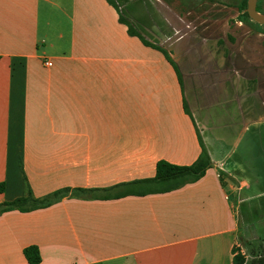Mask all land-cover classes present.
I'll return each instance as SVG.
<instances>
[{
    "label": "crops",
    "instance_id": "1",
    "mask_svg": "<svg viewBox=\"0 0 264 264\" xmlns=\"http://www.w3.org/2000/svg\"><path fill=\"white\" fill-rule=\"evenodd\" d=\"M112 2L0 0V206L26 183L43 198L152 179L202 144L213 166L170 193L0 213V264L29 247L40 264H233L242 180L264 189V33L177 38L169 7Z\"/></svg>",
    "mask_w": 264,
    "mask_h": 264
},
{
    "label": "rangeland",
    "instance_id": "2",
    "mask_svg": "<svg viewBox=\"0 0 264 264\" xmlns=\"http://www.w3.org/2000/svg\"><path fill=\"white\" fill-rule=\"evenodd\" d=\"M117 1L125 14L127 13L125 5H127V9L134 13L137 12L138 15L140 14L139 12H141L142 7L152 8L154 7V4L155 7L157 6L159 9L162 8V10L169 7L171 11H174L172 21L176 25V30H178L176 33L177 38L182 36V34H190L191 31H199V36H201L202 39L218 38L219 41L223 43V41L234 42L231 38L233 31H235V36L237 35V37H240L242 40H254L252 36H245V27H251L255 31H260L262 34L264 33V26L258 25L252 20L246 22L247 24L241 22V28L244 31L236 29L234 24L240 22L239 6L244 0ZM261 14H264V10H261ZM129 18L132 20L130 16ZM145 34L147 37L152 36L151 34L149 35L148 32H145ZM201 38L198 37L196 39L202 40ZM244 148L245 147L242 145V152L244 151ZM257 171L260 170L257 169ZM250 177L246 178L250 179ZM252 178L253 177H251V179ZM242 182L246 186H244V189L241 192V207L239 209L240 230L238 232L239 246L237 250L246 257V264H260V261H262L264 256V192H262L264 189L261 185L256 186L257 184L255 182L251 183V185L249 181L242 180ZM247 190L250 194H254V196L259 194V196L252 199L250 194H247Z\"/></svg>",
    "mask_w": 264,
    "mask_h": 264
},
{
    "label": "trees",
    "instance_id": "3",
    "mask_svg": "<svg viewBox=\"0 0 264 264\" xmlns=\"http://www.w3.org/2000/svg\"><path fill=\"white\" fill-rule=\"evenodd\" d=\"M108 1L112 5L116 6L112 0ZM116 8L119 10L117 6ZM247 8L248 0H244L239 6L240 22L246 23L251 21L247 13ZM258 12L261 13L260 8H258ZM120 22L128 26L130 36L139 38L146 47L161 51L164 55H166V57H168L170 63L174 65L167 52L159 46L154 45L146 40L141 33L134 29L130 22H127L126 19L123 18L121 12ZM212 166L213 164L210 160L208 151L202 144V153L199 159L191 166H177L161 161L157 164L156 175L154 178L118 185L108 190L63 189L56 191L46 197L37 198L34 196L31 188L26 183V193L24 196L16 199L13 202L1 205L0 213L10 211L29 213L36 210L49 208L69 196L83 200H111L127 196L143 197L151 194L170 193L180 190L187 185L197 183L206 175L207 171L212 168ZM2 189L3 185H0V191H2ZM99 193H103V195H99ZM234 253L235 256L233 264H246V257L242 253H240L237 249H235ZM24 255L29 264H40L42 261L40 251L37 247H29L25 249ZM260 264H264V256L262 261H260Z\"/></svg>",
    "mask_w": 264,
    "mask_h": 264
},
{
    "label": "water",
    "instance_id": "4",
    "mask_svg": "<svg viewBox=\"0 0 264 264\" xmlns=\"http://www.w3.org/2000/svg\"><path fill=\"white\" fill-rule=\"evenodd\" d=\"M258 1L259 0H248L247 13L254 23L264 26V14L259 13L257 9Z\"/></svg>",
    "mask_w": 264,
    "mask_h": 264
},
{
    "label": "built area",
    "instance_id": "5",
    "mask_svg": "<svg viewBox=\"0 0 264 264\" xmlns=\"http://www.w3.org/2000/svg\"><path fill=\"white\" fill-rule=\"evenodd\" d=\"M237 25H238L239 27H242V23H241V22L237 23ZM46 66L51 67L52 64H51L50 62H47V63H46ZM218 168L222 171V170H223V165H219Z\"/></svg>",
    "mask_w": 264,
    "mask_h": 264
},
{
    "label": "flooded vegetation",
    "instance_id": "6",
    "mask_svg": "<svg viewBox=\"0 0 264 264\" xmlns=\"http://www.w3.org/2000/svg\"><path fill=\"white\" fill-rule=\"evenodd\" d=\"M260 8L261 10H264V1H258L257 9ZM260 13V12H259Z\"/></svg>",
    "mask_w": 264,
    "mask_h": 264
}]
</instances>
